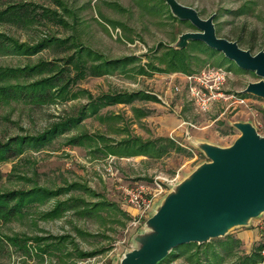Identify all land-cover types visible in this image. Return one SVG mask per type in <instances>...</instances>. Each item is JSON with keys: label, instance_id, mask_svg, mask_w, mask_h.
I'll return each mask as SVG.
<instances>
[{"label": "rangeland", "instance_id": "1", "mask_svg": "<svg viewBox=\"0 0 264 264\" xmlns=\"http://www.w3.org/2000/svg\"><path fill=\"white\" fill-rule=\"evenodd\" d=\"M26 1L61 13L53 0ZM63 1L77 17V21L72 23L71 17L65 16L72 27L47 22L27 29L1 26L0 30L28 43L49 35L61 38L73 35L81 44L102 53L106 58L135 55L139 60L128 65L127 70L87 76L79 80L73 89L83 88L94 96L115 91H143L154 95L157 100L136 99L128 104L107 106L99 111L101 118L87 117L46 147L38 151L28 150L15 159L0 163V192L29 189L34 185L55 189L70 183H77L89 190L74 189L62 193L44 203L30 206L22 217L7 222L0 220V264H120L122 254L135 246L133 235L146 229L143 226L146 218L142 222L132 223L138 212L126 202L123 187L136 183L152 186L157 177L170 179L163 182L165 189L156 199L154 208L178 182L207 160L196 142L231 145L240 134L231 125L234 121L250 122L259 134H264V100L241 93L248 82L260 79L254 72L238 68L218 51H211L208 55L192 51L206 61L192 73L206 66L223 67L229 71L224 85L226 94L247 98L246 104L237 107L228 104L234 98L227 102L215 101L204 112L196 107L189 96L185 79L181 76L185 73L157 70L158 67L164 68L158 60L163 53L159 44L173 45L181 33L196 30L188 23L170 18L172 13L164 1L151 14L137 5V0ZM178 1L196 9L202 18L213 14L218 36L235 40L240 35L238 44L241 48L249 49L252 54L264 50V0ZM156 2L149 0V3ZM111 22L118 24L113 27ZM71 51L46 48L31 56L0 54V65H29L68 55ZM138 67H143L144 71L138 72ZM87 101V97L82 95L76 99L41 105L18 101L0 103V141L15 135L37 134L52 122L75 115ZM141 111H147L148 115L137 116ZM158 127L167 129L166 134L160 135L161 132L156 129ZM81 133L103 134L114 140L134 136L145 140L164 136L173 139L182 150H171L161 158L144 155L104 156L99 152L92 153L91 146L67 144L68 137ZM68 198L83 199L89 204L107 202L111 205L98 210L93 216H82L75 209H70L55 219L41 218V213L50 209L56 200ZM262 219L264 213L251 219L249 225L238 226L228 232L237 238V234L244 235L249 229L256 228V235L252 239L237 238L240 245L236 253L224 258L222 264H233L237 256L251 252L260 243L262 260L257 264H264V231L260 228ZM50 235L62 236L63 239L59 242L48 238ZM34 237L43 240L37 244ZM9 238L24 243L13 245ZM94 251L93 255L79 256L80 252ZM183 262L185 257L169 264Z\"/></svg>", "mask_w": 264, "mask_h": 264}, {"label": "trees", "instance_id": "2", "mask_svg": "<svg viewBox=\"0 0 264 264\" xmlns=\"http://www.w3.org/2000/svg\"><path fill=\"white\" fill-rule=\"evenodd\" d=\"M53 2L61 9V13L56 9L45 7L33 1L0 0V27L14 26L27 29L47 22L59 24L63 27H72V23L77 21L74 12L66 6L63 0H53ZM161 4H164L163 0H157L156 4L149 3V0H137V5L150 14L155 10V7L158 8V5ZM65 16L71 17L72 23ZM170 18L181 23H188L189 26L194 28L188 21L179 20L172 15H170ZM111 24L116 27L118 23L111 22ZM240 40L241 36L237 35L233 41L238 43ZM159 46L163 48V53L158 57V60L164 68L158 67L157 70L179 71L185 74L194 72L197 67H201L206 62L198 55L193 54L192 51H200L207 55L211 51H216L198 40L189 41L187 46L181 49L161 43ZM248 47L251 48L252 45L249 44ZM46 48L72 51L68 55L56 57L52 60H39L29 65L17 67L0 65V103L18 101L41 105L76 99L82 95H85L88 101L81 105L75 115L62 117L37 134L15 135L0 141V163L15 159L28 150L38 151L46 147L55 138L78 126L85 118L90 116L100 117L99 111L107 106L120 103L128 104L136 99L157 100L154 95L143 91H115L94 96L86 89H73V86L79 80L87 76H102L127 70L128 65L139 60L135 55L106 58L102 53L81 44L73 35L65 38L49 35L33 43H28L20 41L16 36L5 30H0V54L31 56ZM138 68H140L138 72L144 71L143 67ZM242 95L247 96L249 94L243 93ZM147 115V111L137 113V116L141 117ZM67 144L91 146L92 153L99 152L104 156L114 155L118 157L144 155L161 158L171 150H182V147L177 145L173 139L164 136L145 140L138 136L114 140L103 134L81 133L68 137ZM74 189L88 190L77 183H70L55 189L34 185L29 189L1 191L0 220L7 222L22 217L30 206L44 203ZM110 205L107 202L89 204L79 198L56 200L50 209L41 213V218L55 219L70 209H75L77 214L82 216H93L99 212L98 210L107 208ZM48 238L57 239L59 242L63 239L62 236L53 235ZM33 239L37 244L43 240L41 237H34ZM9 241L13 245L24 243V241H17L16 238H9ZM239 245L240 240L230 234L213 238L202 244L186 243L175 247L157 264H169L180 257H185V262L179 264H222L224 258L236 253V248ZM38 248L43 251L46 250V248ZM261 250L262 244H257L251 252L237 256V260L233 264H257L262 260ZM93 254H95V251L80 252L79 256L84 257Z\"/></svg>", "mask_w": 264, "mask_h": 264}, {"label": "water", "instance_id": "3", "mask_svg": "<svg viewBox=\"0 0 264 264\" xmlns=\"http://www.w3.org/2000/svg\"><path fill=\"white\" fill-rule=\"evenodd\" d=\"M163 1L174 17L196 29L181 33L171 47L181 49L192 40L205 43L238 68L254 72L260 79L248 82L241 93L264 100V50L252 54L237 41L218 36L213 14L202 18L178 0ZM231 125L240 134L229 146L196 142L207 160L154 206L143 222L146 229L133 235L135 246L122 254L120 264H157L179 245L223 237L264 213V134L250 122Z\"/></svg>", "mask_w": 264, "mask_h": 264}, {"label": "built area", "instance_id": "4", "mask_svg": "<svg viewBox=\"0 0 264 264\" xmlns=\"http://www.w3.org/2000/svg\"><path fill=\"white\" fill-rule=\"evenodd\" d=\"M228 73V70L220 66H206L198 72L181 74V76L185 79L191 100L197 108L205 112L209 110L215 101L224 100L227 102L230 98L234 99L229 101V106L237 107L246 104V97L231 93L226 94L224 85ZM175 89L177 90L178 87H175ZM164 181L169 182L170 179H159L157 177L154 179L152 186L136 183L132 186L123 187L126 202L138 212L136 218L132 221L133 224L142 222L149 217L156 199L165 189L163 186ZM260 228L264 231V219L261 221Z\"/></svg>", "mask_w": 264, "mask_h": 264}, {"label": "crops", "instance_id": "5", "mask_svg": "<svg viewBox=\"0 0 264 264\" xmlns=\"http://www.w3.org/2000/svg\"><path fill=\"white\" fill-rule=\"evenodd\" d=\"M156 129L158 132H161V134L159 133L160 135L166 134L167 129L165 130L163 127H158ZM181 131H179V132H181ZM255 235H256V228H252V229H249V232L245 233L244 235L237 234V238H239L240 240H242L243 238L247 240L248 238L252 239Z\"/></svg>", "mask_w": 264, "mask_h": 264}]
</instances>
